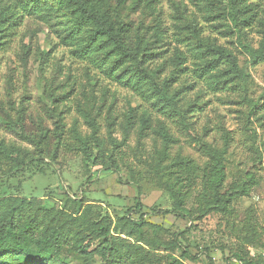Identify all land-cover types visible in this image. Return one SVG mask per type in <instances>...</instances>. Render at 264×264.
Instances as JSON below:
<instances>
[{"label": "rangeland", "instance_id": "1", "mask_svg": "<svg viewBox=\"0 0 264 264\" xmlns=\"http://www.w3.org/2000/svg\"><path fill=\"white\" fill-rule=\"evenodd\" d=\"M243 1L244 14L231 0H125L119 7L142 45L152 44L149 69L164 64L157 87L166 81L168 95L183 111L190 107L183 122L133 90L130 58L118 70L117 53L104 61L89 40L90 22L54 0H0V145L10 153H0V242L9 238L3 220L10 218L18 235L35 227L31 250L59 230V260L48 264L255 259L264 247V0ZM102 2L110 11L119 5ZM241 18L251 25H235ZM15 155L27 159L19 171ZM219 157L228 211L211 199L199 205L195 196L187 205L194 214L213 207L200 219L172 211L157 168L192 159L203 169ZM139 187L143 217L129 210ZM101 227L110 228L108 237ZM3 260L27 262L23 254Z\"/></svg>", "mask_w": 264, "mask_h": 264}, {"label": "trees", "instance_id": "2", "mask_svg": "<svg viewBox=\"0 0 264 264\" xmlns=\"http://www.w3.org/2000/svg\"><path fill=\"white\" fill-rule=\"evenodd\" d=\"M55 5L63 7L66 10H70L72 13L78 14L85 24V22H90L95 26L94 30L91 31L89 35V40L94 44L98 50L103 51V59L109 60L110 54L115 52L119 55L118 59L113 63L114 69H119L122 63H118L120 60L125 58H130L134 65V72L138 76V81L135 83L131 82L133 90L141 94V96L146 97L147 99L153 100L155 106L161 113L166 117L176 118L181 117L183 122H186L187 113L191 110L190 107L183 111L181 106H179L178 100L174 96L168 95V84L165 81L162 83L161 87L157 83L158 72H161L164 64L162 66L158 65L155 69L150 70L149 64L152 62L154 56L147 55L146 49L149 48L152 44L146 43L145 46L142 44V37L139 33V29H135L128 21H126L120 14L119 7L123 6L125 0H119V5L115 10L110 11L109 7L106 8L102 0H54ZM233 7L235 8L236 13L244 14L247 11L248 6L244 5L243 0H231ZM82 23V22H81ZM241 24L250 26L251 21H248L246 18L235 19V25ZM193 38L198 37L196 31V26H192V32L190 33ZM105 37L104 41L109 42L112 45V48L109 50L104 49V43L100 42V38ZM148 82H151L156 87L151 90L150 86L148 87ZM141 123H143V128H147L150 125L149 115L145 112L140 118ZM165 135H169L167 129H162ZM0 153L9 155V151L4 149L0 145ZM166 153H162L163 159L166 158ZM167 155V154H166ZM162 159V160H163ZM14 160V169L21 170L22 167L27 163V159L24 157H19L18 155L13 156ZM116 166V163L107 166V170L111 171L114 169L113 166ZM158 173V182L161 186L165 187L170 194L171 199L173 200L172 211L177 212L178 214L193 219L195 216L196 219H200L204 214H206L212 207V205L207 204L204 210L200 213L194 214L192 209L188 208V203L192 197L196 200L199 205H205V202L212 200L215 202L214 206L218 207L220 210L227 212L228 211V196L226 193H222L221 189L226 181V171L225 166L222 164L221 158H216L214 163L209 167L200 169L192 159H176L172 163L165 165L159 169L157 168ZM199 193L196 194L198 188ZM143 208V203L141 200V190L138 188V194L135 197V205L129 210L139 213L140 217H143L141 212ZM168 212L169 210H165ZM3 226L7 225L8 231L6 236L8 239H3L0 242V264H15L14 261H6L4 258L23 254L26 259V264H48L50 261L57 262L58 259V249L60 247V232L57 229L50 231L39 243V247L36 250L30 249V243L34 237L29 236L32 234L34 226L31 224L23 227L17 234L16 230L18 227H15L13 221L9 219L3 220ZM141 222H143L141 220ZM138 227L140 228V225ZM102 228V234L105 237L110 235V228ZM2 234V231H0ZM184 234V231L180 232ZM2 236V235H1ZM0 236V239H1ZM12 240L11 243L7 241ZM110 244V243H109ZM112 246V244H110ZM76 250L81 252H87V249H83L81 244L77 245ZM103 256H108L109 252L106 255L105 249L101 250ZM183 256L189 258H196V255H193L188 249H184ZM261 258L259 255L255 259H249L247 264H259ZM209 264H212L210 261Z\"/></svg>", "mask_w": 264, "mask_h": 264}, {"label": "built area", "instance_id": "3", "mask_svg": "<svg viewBox=\"0 0 264 264\" xmlns=\"http://www.w3.org/2000/svg\"><path fill=\"white\" fill-rule=\"evenodd\" d=\"M261 258V262L259 264H264V247H262L261 251L258 254Z\"/></svg>", "mask_w": 264, "mask_h": 264}]
</instances>
